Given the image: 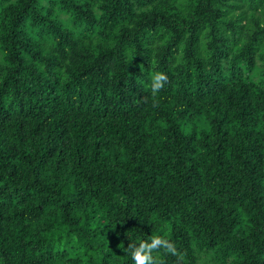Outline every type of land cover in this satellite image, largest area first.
I'll return each mask as SVG.
<instances>
[{"label": "trees", "instance_id": "trees-1", "mask_svg": "<svg viewBox=\"0 0 264 264\" xmlns=\"http://www.w3.org/2000/svg\"><path fill=\"white\" fill-rule=\"evenodd\" d=\"M156 234L264 264V0H0V264Z\"/></svg>", "mask_w": 264, "mask_h": 264}, {"label": "clouds", "instance_id": "clouds-1", "mask_svg": "<svg viewBox=\"0 0 264 264\" xmlns=\"http://www.w3.org/2000/svg\"><path fill=\"white\" fill-rule=\"evenodd\" d=\"M168 81L169 77L164 72L155 71L152 73L150 90L153 98L165 87ZM127 249L133 264H166L164 257L167 256L175 257V264H185L186 261V253L179 251L171 239L160 234L152 235L148 240L129 241ZM161 250L163 256L154 255Z\"/></svg>", "mask_w": 264, "mask_h": 264}]
</instances>
